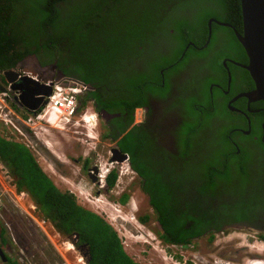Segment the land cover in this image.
I'll return each mask as SVG.
<instances>
[{"label": "trees", "instance_id": "trees-1", "mask_svg": "<svg viewBox=\"0 0 264 264\" xmlns=\"http://www.w3.org/2000/svg\"><path fill=\"white\" fill-rule=\"evenodd\" d=\"M210 20L214 22L209 37ZM216 22L240 28V0H0V71L12 70L33 55L41 65L55 64L65 76L82 82H121L119 88L130 93L126 98L119 94L103 99L96 91L84 96L79 107L83 109L93 97L97 115L100 108L120 112V119L113 117L110 123L127 113L121 132L132 123L134 109L148 105V93L158 98L165 115L186 105L185 115L191 120L178 126L177 155L161 148L157 142L161 133L141 127L125 134L117 147L130 155L142 178L141 191L159 226L155 235L163 244L188 249L195 246L194 239L211 241L223 227L252 224L264 213V199L244 198L235 184L245 181L248 159L258 158L264 168V143L234 156L230 147L203 155L207 147L222 144V132L218 142L208 141L206 146L204 134L213 128L212 118L223 112L211 114L204 108L197 112L195 96L202 89H192L188 99L169 97L170 82L182 77L192 63L195 67L203 60L206 65L220 63L219 45L231 30ZM14 109L19 111L15 105ZM6 134H0V165L8 170L17 193L29 195L39 220L51 223L61 235L77 236L78 243L89 249L88 264H141L125 252L103 217L78 204L71 192L60 191L32 150ZM106 137L110 134L105 128ZM192 156L196 161L190 162ZM116 181L112 173L108 185L113 187ZM128 199L123 194L119 203ZM147 219L139 218L140 224ZM0 237L4 246L7 242Z\"/></svg>", "mask_w": 264, "mask_h": 264}, {"label": "flooded vegetation", "instance_id": "flooded-vegetation-1", "mask_svg": "<svg viewBox=\"0 0 264 264\" xmlns=\"http://www.w3.org/2000/svg\"><path fill=\"white\" fill-rule=\"evenodd\" d=\"M227 25L229 26L223 27H228L231 30V35L228 39L225 38V40L219 45L221 49L219 56L220 63L218 65H206L208 63L207 60H203L204 66L200 65L197 67H195V63H192L190 68L182 74V77L176 79V82L175 80L174 82H170L171 90L169 92V97H171L172 100H174L173 98H180V100L188 99L189 96L194 94L192 89H197V92L199 89H202L199 93H196L197 96H195L197 104L194 108L197 112H203L202 108H204L205 112L208 111V113L211 114L215 111L216 113H219V111L223 112L221 113L222 115L215 116L214 119L212 118V122L214 123L213 128L211 127V129L204 134V142L206 146L209 143L208 141L218 142V138L222 135L220 132H222L224 136L222 144L218 143L216 146L213 145L212 149L211 146L207 147L203 155H210V150L213 152L215 150L220 151L222 147V152H224L230 147V155L234 156V154H241L243 150H254L257 148L259 143H264V103L262 101H251L246 97L254 91L256 87L249 72L244 68L248 65V58L236 35V33L243 35L242 22L240 28H234L230 24ZM207 59L210 60L209 57H207ZM8 71L19 72L21 75H23L24 72H32L41 80L61 81V84L63 85H71L80 90V95L78 96L79 106H81V100L84 99V96L90 95L92 92L96 91L101 94L103 99H109L114 96L117 97L119 94L124 95L123 98H126L127 95L130 94L127 90L119 88L121 82H82L73 77L65 76L57 69L55 64L48 63L46 65H41L40 61H38V59L33 55L27 56L19 62L14 69ZM186 78H188V80L185 81L183 87L182 81ZM49 83L53 84L54 82ZM6 85L7 83L4 77L0 74V89H3ZM161 85L163 87L164 83ZM148 95V105L142 108L138 107L134 109V112L132 113L133 121L123 132L120 131V126L126 123V119L128 118L127 113L123 114V119L121 121H116V119L119 120L121 117L120 112L110 114L105 109L100 108L98 110L97 113L99 123L97 141L99 146L100 143L107 141L110 145L108 151L101 154L102 149L99 148L96 142L87 143L90 151L89 154H85L86 156H84L81 160L79 158L72 159L74 164L80 163V172L84 174L88 182L96 187V190H94L95 194L105 195L111 193L114 187H110L108 185V177H110L112 173H115L117 177L120 178L118 174H121L124 169L127 173L126 176L130 179L129 181L137 183L139 191L142 193V178L133 169L130 155L123 153L117 147V142L125 134L132 131L136 127L137 129L134 132L141 127L142 129L154 134L161 133L157 135V142L161 148L167 153L169 152L172 153V155H177V151L179 150V146H177V138L179 137L178 135H180V129L178 126L186 120H191L190 117L185 115L186 105L180 104L177 108L171 110V113L165 115L162 111L161 102L158 98L154 94V96L149 93ZM200 96L203 99H201ZM90 100L91 101L86 105L90 104L91 108L96 110L97 107L95 99L91 97ZM17 106L24 110V108H21L19 104ZM113 117H116L115 122L110 123L111 118ZM227 118H229V120ZM154 127H158V129L153 132ZM105 128L109 132L110 137L103 138ZM223 128H225L224 132L221 131ZM80 134H84L86 136V133L80 132ZM114 136H116V139L115 141H112ZM241 136L249 138L250 143H248L249 140L246 142ZM137 139L141 142L140 136L137 137ZM196 141L197 137L195 143ZM113 151H115V153H113ZM138 155L139 153L137 156ZM196 158L197 157L192 156L190 162L196 161ZM104 159H106V161L103 166L101 163ZM244 168L247 174L246 179L242 184H238L239 182H236V187H239L242 190V196L246 199L252 198L259 201L260 198L264 199L263 163L258 158L253 157L252 159L247 160ZM123 194L128 195L125 191H123L119 198ZM263 206L264 202L262 204V207ZM13 211V208L8 207L6 203H3L0 208V212L3 213L2 223H0V235L3 236L7 242L3 246L0 237V248L6 257V262H3L0 258L1 262L3 264H7L8 259H11L12 261H15L16 264H22L20 263L22 262L21 257H30L31 262H39L40 260L43 261L41 255L44 252V248L37 252L32 244V242H36L37 245L40 243L38 240V237L40 238V234L37 235L33 231V228L36 225L32 223V225L29 226L21 221V228L14 227L16 224H14L13 221L16 220L17 215L14 214L11 216L10 214ZM260 216L261 217L255 219L252 224H233L225 226L219 233H224V231L227 230L247 229L251 232L264 236V213ZM6 221L11 224V229L9 227V230L5 228ZM38 223L39 224H36L39 227L43 224L48 225L52 230L58 233L51 223L44 220H41ZM154 223L159 230V226L155 220ZM12 230H14L18 242L19 240L21 241L19 244L15 243V246L19 247L17 249L12 244L15 240V235ZM2 231L5 233L1 234ZM61 236L65 239H69V236L67 235ZM198 241H200L199 238L193 240V242L196 243ZM74 242L76 250H78L79 253L81 252L83 255H86V259L89 261V249L85 246V244L78 243V237L74 238ZM44 243L48 245L46 240ZM49 249L51 250V248ZM223 263L226 264V262H209L201 259V264Z\"/></svg>", "mask_w": 264, "mask_h": 264}, {"label": "rangeland", "instance_id": "rangeland-1", "mask_svg": "<svg viewBox=\"0 0 264 264\" xmlns=\"http://www.w3.org/2000/svg\"><path fill=\"white\" fill-rule=\"evenodd\" d=\"M80 112L81 114L88 112V115L96 116V113L90 105ZM98 123L99 119H97ZM81 124L78 118H76L65 129H60L59 131L53 129L48 134L41 132L45 135V137L40 136L41 141L29 136L28 142L26 143L35 154L39 166L49 176L56 187L62 192L67 191L73 193L78 204L103 217L117 233L125 252L135 262L142 264H201L202 259L209 262L218 261L228 264H261L259 261H264V239H260L256 233L247 229L227 230L224 233L216 234L211 241L202 238L190 249L187 248L188 246L176 247L163 244L155 235L158 229L155 226L154 214L148 204L147 198L139 191L137 183L129 181L130 179L126 176L125 169L122 170L121 174H118L120 178L116 181L111 193L105 195L95 194L94 190H96V187L88 182L84 174L80 172V163L74 164L72 159L79 158L81 160L86 156L85 154H89L90 151L87 143L96 142L98 145V125L94 128L88 126L87 130ZM5 130L7 136L17 140L16 134L0 122V134L5 132ZM80 132L90 133L91 137L85 136L84 134L81 135ZM43 139L48 141L50 144L49 147L43 144ZM109 147L110 145L107 141L100 143L99 148L102 149L101 154L106 153ZM105 161L106 159L104 161L102 160L101 164L103 166ZM10 182L11 177L8 170L0 166V193L2 194V204L6 203L8 207L13 208L14 211L10 214L11 216L14 214L17 215L16 220L13 221L16 224L14 227L21 228V221L29 226L32 223L36 225L33 231L37 235L40 234V238L38 237L40 243L37 245L36 242H32V244L37 252L44 248V252L41 255L43 261L31 262L30 257H21L22 262L20 263L80 264L78 263V260L81 262L79 259L80 254L75 248L74 250H67L69 242L64 237L56 233L48 225L43 224L40 227L37 225L41 220L37 218L35 211L30 208L29 198L24 197L20 199L18 194H13L10 188ZM123 191L129 196L127 205L119 203V196ZM2 215L3 213L0 212V223H2ZM127 217H129L128 219L133 217L134 222L137 221L135 224L136 229L126 228L123 225V221L121 220L127 221ZM141 217L148 218L146 224H139L138 220ZM119 218L121 219L119 220ZM128 222L131 221L129 220ZM9 227L11 229V224L6 221L5 228L9 230ZM12 232L15 235L14 230ZM149 236L155 238L154 241L149 239ZM14 239V242H12L13 246H15V243L19 244L21 242L20 240L18 242L16 235ZM45 240L48 242V245L44 243ZM15 248L17 249L19 247L15 246ZM0 264H3L1 260Z\"/></svg>", "mask_w": 264, "mask_h": 264}, {"label": "water", "instance_id": "water-1", "mask_svg": "<svg viewBox=\"0 0 264 264\" xmlns=\"http://www.w3.org/2000/svg\"><path fill=\"white\" fill-rule=\"evenodd\" d=\"M240 7L243 35L238 33L236 35L248 58V65L244 68L249 72L256 87L246 97L251 101H262L264 103V0H240ZM212 22L214 20H210L208 23L209 37ZM216 24L229 26L221 22H216ZM0 74L9 84V89L18 94L16 101L27 111L38 109L45 103L44 98L52 94V84L46 85L47 80L34 78L30 75L31 73L24 72L21 75L15 71H0ZM0 91L4 90L0 89ZM122 223L126 228L135 229L129 222ZM83 256L86 257V255ZM0 258L3 262H6V257L1 248ZM85 262L88 264V259Z\"/></svg>", "mask_w": 264, "mask_h": 264}, {"label": "built area", "instance_id": "built-area-1", "mask_svg": "<svg viewBox=\"0 0 264 264\" xmlns=\"http://www.w3.org/2000/svg\"><path fill=\"white\" fill-rule=\"evenodd\" d=\"M78 91L79 90L74 88L54 86L52 95L45 98L46 103L42 108L35 115L20 120L10 104L13 98L10 93L11 91L8 88L5 92L0 93V121L3 122L5 126L10 125L15 130L20 131L18 125L15 124V119L17 118L36 135L40 134L41 129L45 130L44 125L65 129L78 115L76 101ZM79 117V123H81L80 121H83L84 125L91 126L92 122L90 121L92 120L94 126L96 125V119L93 115L83 114L79 115ZM10 188L12 189L13 194H15V186L10 185ZM24 195L25 193H20L19 198L21 199ZM1 202L2 194L0 193V206ZM30 208L34 209L32 205H30Z\"/></svg>", "mask_w": 264, "mask_h": 264}, {"label": "clouds", "instance_id": "clouds-1", "mask_svg": "<svg viewBox=\"0 0 264 264\" xmlns=\"http://www.w3.org/2000/svg\"><path fill=\"white\" fill-rule=\"evenodd\" d=\"M240 9H241V7H240ZM8 71V70H7ZM28 73H31L30 75H32V76H34V78H37V76H35L32 72H28ZM38 79V78H37ZM49 82H54L53 84H52V93H53V89H54V86H59V87H62V88H74L73 86H71V85H63V84H61V81H50V80H47L46 81V85H49L50 83ZM9 88V84H7L6 85V87H4L3 88V90L4 91H0V93L1 92H5L7 89ZM74 89H76V88H74ZM11 92V96H12V98H13V100H11V106L13 107V109H14V105H15V107L16 108H18V110L19 111H16V109H14L15 110V112H16V114L18 115V117L20 118V120H24V119H26V118H28L29 116H33V115H35L41 108H42V106L46 103V100H45V98H44V101H45V103L44 104H42L38 109H36V110H34V111H27L26 110V108H24V107H22L21 106V108H24V110H22V109H20L17 105L19 104L17 101H16V97H18V94H16L15 92H13L11 89H9ZM77 90H79V89H77ZM52 95V94H51ZM50 95V96H51ZM80 95V90L78 91V95L76 96V101H77V113H78V115L75 117V119L76 118H78V120L80 119V117H79V115H83V114H88V112H84V113H82L81 114V112L80 111H83L84 110V108H86V107H88V105H90V104H88V105H86L83 109H79V105H78V96ZM95 112V111H94ZM96 113V112H95ZM93 116H95V115H93ZM95 119H96V125H98L97 124V119H98V115L96 114V116H95ZM19 119H15V124L16 125H18V127H19V129H20V131H17V130H15L12 126H6L9 130H11L12 132H14L15 134H16V138H17V140L15 139V138H13L14 140H16V141H20V142H22V143H24V144H26L29 148H30V146L26 143V142H28V137L29 136H31L32 138L33 137H35V138H37V139H39L40 141H41V137L40 136H44L45 137V135L43 134V133H45V134H48L50 131H52L53 129H57V131H59L60 130V128H57V127H50V126H48V125H44V127H45V130H43V129H41L40 130V134H38V135H36L32 130H30L29 128H27L25 125H23L22 123H21V121H20ZM1 122V121H0ZM82 124L81 125H83V127H85L87 130H88V126H86V125H84V122L83 121H80ZM2 124H3V122H1ZM4 125V124H3ZM95 125V126H96ZM94 126V127H95ZM46 128H47V130H46ZM6 131V130H5ZM41 132H43V133H41ZM33 135V136H32ZM88 137H91V134L90 133H87L86 134ZM47 143H48V141H45V139H43V144H45L46 145V147H47ZM31 150V149H30ZM0 166H2V165H0ZM3 167V166H2ZM117 180H118V177H117ZM10 185H12V183L10 182ZM114 187V186H113ZM15 194H18V197H20L19 195H20V193H17V191H16V189H15ZM21 193H25V192H21ZM73 194V193H72ZM24 197H27V199H28V201L30 202V205H32L33 207H34V209H32L33 211H35V205L33 204V202L31 201V199H30V197H29V195L27 194V193H25V195H24ZM24 197H22V199L24 198ZM1 206H2V202H1ZM1 206H0V208H1ZM133 218V217H132ZM119 219H121V218H119ZM123 222L125 221V220H122ZM133 221H134V218H133ZM125 222H128V221H125ZM137 222V221H136ZM136 222L134 223H132V222H129L131 225H133V228H135L136 229V226H135V224H136ZM138 222H139V220H138ZM139 224H140V222H139ZM138 228V227H137ZM255 233V232H254ZM257 236H259V234H256ZM77 236H74L73 238L72 237H69V239H66L67 240V242H69L68 244H69V246H71L72 247V250H74V248L76 249V247H75V242H74V238H76ZM260 238V237H259ZM149 239H152L153 241H154V239L155 238H153V237H151V236H149ZM260 239H262V238H260ZM78 253H79V251L78 250H76ZM80 254V258L79 259H82V262L83 263H80V264H86V257L85 256H83V254L80 252L79 253ZM259 262H261V264H264V261H259ZM79 263V262H78ZM224 264V263H223ZM226 264H228V263H226Z\"/></svg>", "mask_w": 264, "mask_h": 264}, {"label": "bare ground", "instance_id": "bare-ground-1", "mask_svg": "<svg viewBox=\"0 0 264 264\" xmlns=\"http://www.w3.org/2000/svg\"><path fill=\"white\" fill-rule=\"evenodd\" d=\"M90 122H92V125H91L90 127H91V128H94L93 121L91 120ZM90 130H91V129H90ZM64 131H65V130H64ZM47 146L49 147L50 144L47 143ZM120 216H121V215H120ZM121 217H122V216H121ZM123 218L126 219L125 217H123ZM123 218H122V219H123ZM128 218H129V217H127V219H128ZM119 220H120V219H119ZM129 220H130L132 223L134 222L132 218L128 219L127 221H129ZM121 221H122V220H121ZM134 223H135V222H134ZM135 226H136V225H135ZM69 248H70V249H69ZM67 250H68V251L72 250V247H71V246H68V247H67ZM80 260H81V262H80L79 260H78V262H79V263H83V262H82V259H80ZM252 262H254V261H252Z\"/></svg>", "mask_w": 264, "mask_h": 264}]
</instances>
